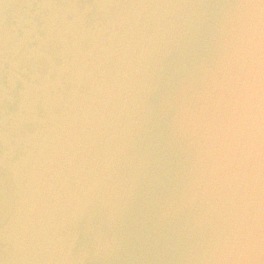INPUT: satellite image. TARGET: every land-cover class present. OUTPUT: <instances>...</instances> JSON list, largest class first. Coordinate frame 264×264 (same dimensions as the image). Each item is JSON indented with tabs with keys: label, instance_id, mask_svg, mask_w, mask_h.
Masks as SVG:
<instances>
[{
	"label": "water",
	"instance_id": "water-1",
	"mask_svg": "<svg viewBox=\"0 0 264 264\" xmlns=\"http://www.w3.org/2000/svg\"><path fill=\"white\" fill-rule=\"evenodd\" d=\"M0 264H264V0H0Z\"/></svg>",
	"mask_w": 264,
	"mask_h": 264
},
{
	"label": "snow or ice",
	"instance_id": "snow-or-ice-1",
	"mask_svg": "<svg viewBox=\"0 0 264 264\" xmlns=\"http://www.w3.org/2000/svg\"><path fill=\"white\" fill-rule=\"evenodd\" d=\"M0 132H2V129H0ZM0 156H2V146H0Z\"/></svg>",
	"mask_w": 264,
	"mask_h": 264
}]
</instances>
